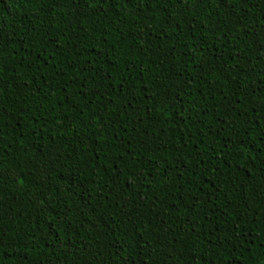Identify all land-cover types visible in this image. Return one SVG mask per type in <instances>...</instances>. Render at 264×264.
<instances>
[{
	"label": "trees",
	"instance_id": "1",
	"mask_svg": "<svg viewBox=\"0 0 264 264\" xmlns=\"http://www.w3.org/2000/svg\"><path fill=\"white\" fill-rule=\"evenodd\" d=\"M0 264H264V0H0Z\"/></svg>",
	"mask_w": 264,
	"mask_h": 264
}]
</instances>
